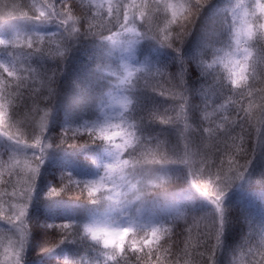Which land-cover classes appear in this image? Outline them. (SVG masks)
Masks as SVG:
<instances>
[{"label":"trees","instance_id":"16d2710c","mask_svg":"<svg viewBox=\"0 0 264 264\" xmlns=\"http://www.w3.org/2000/svg\"><path fill=\"white\" fill-rule=\"evenodd\" d=\"M44 0H0V39H10L17 31H40L59 33L57 28L59 19L49 24H33L20 21L16 25L11 22L15 17L23 15L33 16L41 10ZM72 19L77 21L75 27L79 29L80 37L72 44L63 59L59 53L65 52L67 43L58 35L46 37L40 45L45 54L41 55L33 50L31 66L41 73V76L28 80L31 92L26 89L17 90L14 83L5 81L0 101L5 104L4 116L0 117V156H8L3 145L4 134L21 136L24 144H29L28 136L36 134V127L45 112H54L47 116L48 142L55 155L48 158L39 171L40 178L37 182L36 196L47 198L43 205H32L28 208L29 245L23 254V264H65V258L74 260L75 264H105L101 255L102 245H96L90 238L84 236L82 227L74 230V226L64 229L60 226L75 222L77 225L99 216L107 207L108 195L115 197L113 186L105 184L99 192H90L84 182L93 171L103 168L104 162H109L110 156L106 142L98 134L88 132L83 125L94 122L100 115L98 98L108 92L112 85L117 83L116 76L110 73L101 74L97 66L103 65L99 60L104 57L106 39L103 37L123 33L120 24L108 15L109 0H66ZM130 3L131 0H112L116 3ZM152 5L151 13L143 7L145 0H135L136 8L129 12L136 14L135 27L138 51L134 66L147 62L152 71L144 72L137 82L134 92V107L131 118L140 125L142 135L155 137L151 143L134 153L141 159V153L146 164V172L155 176L159 164L152 163L151 153L157 151V141L163 142L158 149L161 155L170 159L185 155L187 145L188 159L193 162L196 171L195 180L210 193L214 191L215 174L221 168L227 171L231 165L238 167L245 164L246 159L252 162L245 175L249 183L246 186L235 183L225 193L223 206L225 208V224L222 236V247L217 250L216 264H257L261 261L258 247L261 240V228H264V146L256 145L257 129L261 127L262 114L259 105L264 103L257 97L250 107L247 95L234 96L233 92L240 91L230 85L228 72L220 64H215L208 72H203L200 61L203 59L211 63L213 53L221 49L216 55L223 56L228 51L227 44L230 40L229 24L231 23L230 9L236 0H202L204 8L199 15H189L187 4L189 0H146ZM57 10L64 7L62 0H47ZM161 8L156 11V4ZM183 5L177 9L175 22L172 21L171 10L163 5ZM96 5H103L102 8ZM144 12L151 15V22L145 23L140 16ZM91 17H96L92 20ZM187 17V18H185ZM103 19V24L98 21ZM69 19V24L72 23ZM111 20L112 23H108ZM122 22V12H121ZM89 24L92 30L89 31ZM110 29V30H109ZM164 31L171 33L166 46H162L158 38L163 37ZM256 31V29H254ZM146 33V35H144ZM23 36V33L21 34ZM5 45H0V60L7 57ZM18 47V46H17ZM25 52L29 51L26 47ZM14 54L20 55L19 51ZM104 67V66H103ZM106 68V66H105ZM156 68L162 69V74L155 73ZM186 69L184 80L180 82L179 73ZM57 72L53 93L48 92V86L42 81V74L51 75ZM135 80V77L133 78ZM156 87L155 91L145 87V82ZM249 83L252 80L249 79ZM185 87L187 91H185ZM232 87V91L229 88ZM258 87H264L259 85ZM163 91L165 95L161 96ZM187 96L190 111L187 118L181 113L179 94ZM176 94V99L172 96ZM235 101V103H233ZM207 103V108H206ZM223 105V109L216 112L214 107ZM243 105L248 110L250 119L244 123L243 134L245 140L233 142L222 135L223 124L225 128L229 123L221 117L229 115L230 118L244 117V112L236 110ZM158 108L161 115L164 109H169L167 115L176 117L172 124H162L159 119L148 120V114ZM49 117V119H48ZM118 123V121H117ZM24 124L26 126H24ZM214 129V134L203 132V129ZM119 131V129H116ZM241 134V129L236 128L232 135ZM228 147L225 148L224 141ZM116 143H122L120 137L115 138ZM248 150L246 156L243 151H237L235 145H241ZM254 155L252 157V148ZM173 149L176 155H173ZM95 152L97 158L95 159ZM131 148L123 151L122 159L130 160ZM74 154V155H73ZM193 154L194 157H193ZM159 159L160 156L155 157ZM82 162V163H81ZM86 164V165H83ZM7 170H10L7 167ZM168 173L171 179L162 184L144 186L143 196L149 200L150 214L143 219L153 222L167 221L165 227H171L173 232L165 235L160 241L163 245L159 252V264H204L207 256L211 254L212 245L216 243L214 230L208 214H214L215 209L211 200L198 191L192 184L193 177L187 174V169L182 165H169ZM198 170V171H197ZM244 175V176H245ZM244 178V177H243ZM242 178V179H243ZM139 179V177H137ZM211 179V183H210ZM15 173L0 175V233L6 232L7 214L11 213L10 195L12 192ZM135 183V180L133 181ZM49 190H54L49 195ZM119 191V190H117ZM97 197V204L91 201ZM200 197V198H199ZM10 200V201H9ZM49 202V203H48ZM49 204V205H48ZM62 205V206H61ZM133 215L135 212L133 210ZM174 221V222H171ZM126 223V221H125ZM52 225V227H48ZM4 227V229H3ZM71 234L69 239L59 243L65 234ZM0 235V236H1ZM167 241V243H165ZM51 251H43L44 248ZM170 253L165 251L169 249ZM253 251L248 254V248ZM185 251L187 255H185ZM204 253L201 257L199 254ZM129 264H136L135 255L128 254ZM156 256L151 260L146 258V264H153ZM111 264V262H108Z\"/></svg>","mask_w":264,"mask_h":264},{"label":"snow or ice","instance_id":"6c2138e0","mask_svg":"<svg viewBox=\"0 0 264 264\" xmlns=\"http://www.w3.org/2000/svg\"><path fill=\"white\" fill-rule=\"evenodd\" d=\"M64 4L63 9L57 10L53 4L47 3V0L41 4V10L38 14L33 16L23 15L22 17H15L11 22L16 25V22L25 21L33 24H49L55 22L57 18L59 22L57 28L62 29L59 33H48L40 31H17L10 39H0V45H5V49H11L7 52L8 60H0V92L3 90L5 81L8 83H14L17 90L26 89L31 92L32 87L28 84L29 79H33L35 83V77L41 76V73L37 69L31 66V57L33 50L41 55L45 54V50L42 45L46 37H56L57 35L67 43L66 51L60 52L59 55L63 58H67V52L71 50L72 44H74L80 37L79 29L75 27L77 21L72 19L70 11L67 7L66 0H62ZM206 3V0H204ZM202 0H189L187 4V10L189 15H199L201 9L204 8ZM98 8H102L103 5H96ZM137 5L135 0H131L130 3H116L113 4L112 0L108 2V15L112 16L116 23L120 24L123 32H130L133 36H140L136 33L135 27H129V25H135L136 14L133 12L130 14V8H136ZM149 13H151L152 5L148 4L145 0L143 5ZM165 9L171 10L172 21L175 22L177 17V9L184 7L183 5H173L171 3H165L163 5ZM161 5L156 4V11H159ZM231 14V23L229 24V35L230 40L227 44L228 51L224 52L223 56L216 55L221 49H216L213 53V59L211 63L201 60L200 66L203 72H208L209 69L215 64H220L228 72V80L230 85L240 91L233 92L234 96L248 97V105L251 107L255 99L259 97L261 101H264V87H258L264 85V0H236V3L227 9ZM122 12V22H121ZM141 19L145 23L151 22V15H147L144 12L140 13ZM187 18V17H185ZM69 19H72V23L69 24ZM95 20L96 17H91ZM98 23L103 24L101 18ZM108 23H112L111 20ZM93 25L89 24V31L92 30ZM256 29V31H254ZM110 30V29H109ZM23 33V36L21 35ZM120 34H114L113 36L103 37L111 41L115 47L120 45L124 47V50L131 53L135 39H124L120 40L117 37ZM146 35V33L144 34ZM171 33L164 31L163 37L158 38L159 43L162 46H166ZM18 46V47H17ZM25 47L29 50L24 51ZM19 51L21 54L16 55L15 52ZM97 71H101L100 66H97ZM152 69L147 62L140 66H134L128 62V59L117 66V68L111 71V75L116 76L117 83L111 86L108 92L104 93L98 98V107L100 115L96 121L85 123L83 127L93 135L98 134L100 139L106 142L108 148V154L110 160L108 163L103 165L104 175L100 176L99 179L85 181V187L90 192H99L100 188L103 187L104 182L111 181L113 184L112 192L116 195L107 196L109 201L104 211L97 217L91 219L88 222L77 225L75 222H69L60 227L67 229L70 225L74 226V230L81 228L84 236L90 238L95 242L96 245H102L101 255L105 259V264L111 262V264H129L128 254L131 252L135 255L136 264H146V258L151 260L153 255L156 256V261L153 264H159L161 257L159 252L163 245L160 241L165 235L173 232L171 227H165L166 224L170 223L167 221L153 222L151 220L145 221L143 217L146 214L151 213L149 208V200H146L143 196L144 186L151 184H162L165 180L171 179V175L168 173L169 165H182L187 169V174L193 177V186L200 191L204 196L211 200L214 205L215 213L208 214L205 218L209 219L214 230V236L216 243L212 245L211 254L207 256L204 264H216L217 250L222 247V236L225 224V208L223 206V198L225 193L233 186L235 181L242 179L245 173L248 171L249 166L252 162L251 159H246L245 164L233 167L231 165L227 171L222 168L215 174L214 191L209 192L199 184V181L195 180L196 171L193 170V162L188 159V146H185V155L176 156V159H170L167 155H161L158 151L160 144L163 142L157 141V151L151 153L153 156L152 163L159 164L160 167L156 169L157 175L153 176L146 172V164L143 160V156L147 153L142 152L141 159H137L134 153L140 151L144 145L151 143L155 140V137L148 136L146 139L140 131V125L137 121L131 118V113L134 107L135 99L134 92L137 88V82L142 78L141 75L144 72H151ZM186 69H181L179 73L180 82L182 85H186L184 80V73ZM155 73L157 75L162 74L161 68H156ZM57 72L53 71L51 75L47 72L42 74V81L47 84L48 91L54 92L51 85L55 84ZM135 77V80L133 79ZM249 79L252 83H249ZM146 88H151L152 91L156 90V87L145 82ZM232 87L229 88L231 92ZM185 91L187 88L185 87ZM163 96L165 93L160 92ZM172 99H176V94H173ZM180 109L181 113L187 118V112L190 111V105L188 98L183 93L179 94ZM235 103V101H233ZM207 108V103H206ZM262 117H264V103L259 105ZM223 109V105H219L213 108V111ZM5 104L0 101V117L4 116ZM169 109H164V114L161 115L158 108H154L148 114V120L154 121L160 120L162 124H172L176 122V117L168 116ZM237 112L243 111L244 117L230 118L229 115L221 117L222 120L229 123L230 127L225 128L223 124L218 125V128H222V135L227 140L239 139L241 142L245 140L243 134L244 123L250 119L248 110L241 105ZM49 113L45 112V115L41 117V129L43 130L46 126L44 121ZM118 121V123H117ZM261 127L257 131L256 145L264 146V118L261 119ZM236 128L241 129V134L236 136L232 135ZM119 129V131H116ZM214 129H203V132H207L210 135L214 134ZM120 137L122 143H116L115 138ZM13 137L9 136L8 140L11 141ZM227 140L224 141L225 148L228 147ZM16 145H22V142L17 139ZM36 145H40V140H36ZM47 147H51L48 145ZM237 151H243L245 155H248V150L241 145H235ZM127 148H131L132 152L129 156L132 157L130 160L122 159L123 151ZM15 152V151H12ZM41 155L36 158L38 161L37 167L32 168V176L30 179V186L21 193V196L26 201L20 206L19 213L16 219L23 225L24 221L22 217L28 216V208L35 191V177L39 174V164L43 163L45 159V149L40 148ZM18 153V152H15ZM159 155L160 158L155 157ZM173 155H176L173 149ZM195 154H193L194 157ZM254 155V147L252 148V157ZM35 156V154H34ZM198 171V170H197ZM139 177V179H137ZM135 180V183L133 181ZM210 179V183H211ZM119 190V191H117ZM54 190H49V195H52ZM103 197H97L91 201L92 204H97L99 199ZM133 210L135 215H133ZM126 221V223H125ZM174 222V221H171ZM14 227H16L14 225ZM52 227V225H48ZM20 232L19 238L15 241L9 239V246L12 248V260L11 264H23V254L28 244V233L22 228H17ZM71 234H65L59 243H63L66 239H69ZM167 243V241H165ZM44 248L43 251H51L52 248ZM8 248H5V253L8 252ZM171 245L168 251L170 253ZM260 251L261 261L257 264H264V228H261V240L257 249ZM253 251L252 246L248 248V254ZM185 255L187 252L185 251ZM201 257L205 254L200 253ZM65 264H75L74 260L65 258ZM96 264H100L97 260Z\"/></svg>","mask_w":264,"mask_h":264},{"label":"rangeland","instance_id":"374dc122","mask_svg":"<svg viewBox=\"0 0 264 264\" xmlns=\"http://www.w3.org/2000/svg\"><path fill=\"white\" fill-rule=\"evenodd\" d=\"M113 36V35H112ZM137 37L138 36H133L132 33L130 32H123L121 33L117 38L120 40H124L126 38L128 39H135L136 43L134 44L131 53H129L128 51L124 50V47L117 45V46H113L111 41L106 40L104 43V47H105V53H104V57H100L99 60L100 62H103V65L100 67L101 71L100 73L105 75L104 73H111V71L115 70L117 68V66L119 64H121L124 59H128V62L131 64H134L137 60V58L139 57L137 55V51H138V42H137ZM138 56V57H137ZM9 58L4 57V60L7 61ZM104 66V67H103ZM106 66V68H105ZM47 93H50L49 91ZM50 117L53 116L54 112H48ZM49 119V117H48ZM44 124L46 125L44 127V129H41V121L38 123L37 127H36V134L35 136H28L29 140L32 141L29 144H24L22 142L21 136L19 135H9V134H4L5 139H3V145L6 149H8L7 154L8 156H3L1 158L0 156V175L1 174H12L15 173V179L13 182V189L12 192L14 194V197H12L10 195V200L11 201V213L7 214V217H5V219H8L9 222H6V232L5 234L2 236L0 233V264H11V260H12V248L9 246V239L11 238V240L15 241L19 238L20 232L17 230V228H22L24 230L27 231V226H28V219L27 217H22L21 219L24 221V224L21 225L20 221L16 219V216L19 213V209L20 206L25 203L26 201L23 199V197L21 196V193L24 192L25 190H27V188L30 186V177L32 176V172L31 169L37 167L38 161L36 158H38L41 155L40 152V148L44 147L45 149V159L43 161V163L39 164V171L40 169L43 167V165L45 164V162L47 161L48 158H51L55 155V153L52 151V149L50 147H47L49 145L48 142V124L47 121L45 119ZM24 126H26L24 124ZM11 136L13 137V139L11 141L8 140V137ZM19 139L22 142V145H16L15 141ZM39 139L40 140V145H36V140ZM18 153H15V152ZM35 154V156H34ZM74 155V154H73ZM95 159L97 158V152H95ZM82 163V162H81ZM108 162H104V164H106ZM86 165V164H83ZM7 167H9L10 170H7ZM104 175V169L103 168H99L97 169V171H93L92 174H90L88 177L90 178V180H95V179H99L100 176ZM40 178L39 174L35 177V191L37 188V182L38 179ZM247 176L245 175L243 179H240L238 181H235V183H239L242 184L243 186H246L247 183H249L247 181ZM41 179V178H40ZM111 185L113 186V184L111 183V181H106L104 182V185ZM103 185V186H104ZM33 193V197L32 200L30 202V206L32 205H38L41 204L43 205L44 203H46V201H43L47 198V195L44 197H37L36 193ZM200 198V197H199ZM9 200V201H10ZM49 203V202H48ZM49 205V204H48ZM45 206V205H43ZM62 206V205H61ZM88 219V217H84L83 220L86 222ZM14 225L16 227H14ZM4 229V227H3ZM28 233V238H29V232ZM29 245V239H28V244L26 246L25 249L28 248ZM8 248V252L5 253L4 249ZM25 264V263H24Z\"/></svg>","mask_w":264,"mask_h":264}]
</instances>
